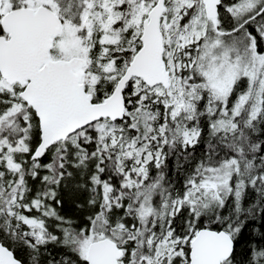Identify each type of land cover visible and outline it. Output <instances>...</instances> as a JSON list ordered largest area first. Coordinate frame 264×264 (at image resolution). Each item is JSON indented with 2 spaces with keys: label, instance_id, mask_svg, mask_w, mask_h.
<instances>
[{
  "label": "snow or ice",
  "instance_id": "6c2138e0",
  "mask_svg": "<svg viewBox=\"0 0 264 264\" xmlns=\"http://www.w3.org/2000/svg\"><path fill=\"white\" fill-rule=\"evenodd\" d=\"M0 264H264V0H0Z\"/></svg>",
  "mask_w": 264,
  "mask_h": 264
},
{
  "label": "trees",
  "instance_id": "16d2710c",
  "mask_svg": "<svg viewBox=\"0 0 264 264\" xmlns=\"http://www.w3.org/2000/svg\"><path fill=\"white\" fill-rule=\"evenodd\" d=\"M63 208L62 213L66 215H75L76 209L74 206L73 201L77 198L78 193L72 190L70 187L69 189H66L63 193Z\"/></svg>",
  "mask_w": 264,
  "mask_h": 264
}]
</instances>
